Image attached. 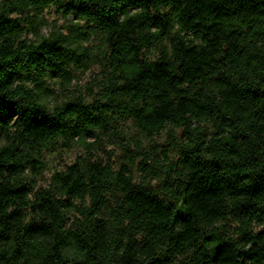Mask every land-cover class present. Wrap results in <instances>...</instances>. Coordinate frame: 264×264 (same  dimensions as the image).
I'll return each instance as SVG.
<instances>
[{
  "label": "clouds",
  "instance_id": "9594fccd",
  "mask_svg": "<svg viewBox=\"0 0 264 264\" xmlns=\"http://www.w3.org/2000/svg\"><path fill=\"white\" fill-rule=\"evenodd\" d=\"M192 2L0 0V264H264V0Z\"/></svg>",
  "mask_w": 264,
  "mask_h": 264
},
{
  "label": "trees",
  "instance_id": "16d2710c",
  "mask_svg": "<svg viewBox=\"0 0 264 264\" xmlns=\"http://www.w3.org/2000/svg\"><path fill=\"white\" fill-rule=\"evenodd\" d=\"M189 7L196 9V11L194 13L196 16L202 15V8L199 6V0H193V2L190 3ZM204 19H207V17H204ZM215 19L217 21H219L220 20V16L217 15L215 17ZM190 20H191V16L189 17V21ZM209 31H210V28H209ZM207 36H208V33H206V38H207ZM213 38H215V37H213ZM113 40L116 41L117 43H119L121 41V37L115 31L113 32ZM209 42L211 43V40H209ZM119 52H120V49L119 48H116V55H117V58L118 59L120 58ZM189 59L195 60L196 57L195 56H192V57H189ZM152 71H153V74H154V79L157 81L158 84H160V83H167L168 82L167 80H165L163 78V70H161V69H153ZM187 71L188 72H191V69H188ZM195 74L196 73H192V75H195ZM196 187L199 188V185L197 184ZM197 194L198 193H195L194 192V195H197ZM143 207H144V210L146 212L151 211V206L150 205L145 204Z\"/></svg>",
  "mask_w": 264,
  "mask_h": 264
}]
</instances>
